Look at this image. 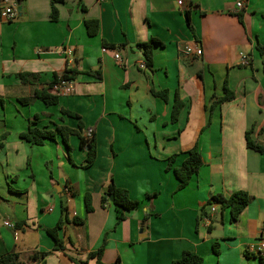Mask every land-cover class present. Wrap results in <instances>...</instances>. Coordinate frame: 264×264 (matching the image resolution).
<instances>
[{"label": "crops", "instance_id": "crops-1", "mask_svg": "<svg viewBox=\"0 0 264 264\" xmlns=\"http://www.w3.org/2000/svg\"><path fill=\"white\" fill-rule=\"evenodd\" d=\"M178 1L65 0L54 22L51 0H20L17 19H0V257L19 254L25 264H38L30 256L48 253L45 264H76L73 258L86 260L106 238L107 264H172L185 252L202 256L204 264H259L247 249L264 226V153L247 147L246 132L254 128L253 138L264 142V54L257 50L264 46V0ZM86 20L99 21L97 36L88 35ZM153 39L161 44L142 70L147 60L140 45ZM194 41L200 57L185 52ZM241 52L250 66L240 65ZM73 67V91L60 95L57 105L34 97ZM24 73L36 78L22 83L17 74ZM225 83L235 100L213 108ZM153 91H167V100ZM177 97L183 108L172 122ZM62 110L80 116L82 136L94 130L97 158L89 168L76 135L69 137L70 152L60 136L41 146L20 137L30 127L79 130L80 120ZM196 143L204 164L179 189L174 169ZM111 183L139 202L121 223L112 204L102 205ZM237 191L250 196L238 220L219 204L211 213L214 197ZM62 204L68 210L59 232L65 249L55 250L46 229L63 217ZM75 217L83 223L75 224Z\"/></svg>", "mask_w": 264, "mask_h": 264}, {"label": "trees", "instance_id": "trees-1", "mask_svg": "<svg viewBox=\"0 0 264 264\" xmlns=\"http://www.w3.org/2000/svg\"><path fill=\"white\" fill-rule=\"evenodd\" d=\"M64 2L65 0H51L52 21L56 22L58 20L59 11L57 5ZM242 17L243 15L239 14V19L241 21H243ZM85 26L87 28V33L89 36L95 37L99 34V29H100L99 21L86 20ZM156 44H161V43L153 39L148 43L140 45V47L144 51L147 60L146 64L149 66L152 64L153 47ZM105 47L122 48L124 46L105 44ZM257 50L261 54H264V46L257 45ZM86 74L91 75L96 79L99 80L101 79V74L98 71L97 72L89 71ZM77 75L78 72L74 67L67 68L64 71V73H62L61 75L55 74L54 81L44 90L36 91L34 97L36 99L41 100L43 103H45L48 106L57 105L59 103V96L55 95L52 92V88L54 87V85H56L59 82V80L73 82V80L76 78ZM17 77L21 80L22 83H30L34 78H36L34 74H29V73L17 74ZM153 94L156 97H160L164 100H167L168 98L167 91H162V92L153 91ZM233 100H235V93L231 91L227 83H225L224 96L219 99H216V101L213 104V108L222 105L223 103L231 102ZM30 101L31 98H24L21 100V102L25 105L29 104ZM182 108H183V103L177 97L172 111V122L178 121V117L180 115ZM62 114L80 120L79 130H74L66 126H60L55 131L40 129L37 127H30L27 131L23 132L20 137L23 140L31 143L32 145L41 146L44 145L46 141H55L57 137L60 136L62 137L65 145L67 146L70 152L71 147L68 141L69 137L71 135H76L80 140V148L85 150L87 153L86 163L84 165V168L91 167L95 163L97 158V144L94 135V130L91 129L93 133L90 138L86 136H82L81 131L85 128V125L82 123L80 116L67 110H62ZM253 132H254V128L246 132L247 147L256 152L264 153V142L262 143L260 142V140L254 139ZM261 138L264 139V126L259 131V139ZM187 154L188 156L186 160L183 162L182 166L180 168L174 169L175 176L180 182L179 189H183L187 187L191 182L192 178L199 173V170L204 164L203 155L199 149L198 143H196V145L190 151H188ZM177 157L178 155H174L168 159L167 161L168 163L166 167L167 170H170L172 168V164L175 162ZM111 194L114 196L113 202H111V200L108 198V196ZM108 203L112 204L115 207L117 211L118 223L125 221L127 218V213L136 209L139 206V202L132 200L127 190L118 188L113 183H111V185L108 188V191L102 197V205L104 206L105 204ZM213 203L219 204L222 208L229 209L232 220L236 221L238 220L240 214L244 211V209L249 205L250 196L245 191H237L233 193L229 198H226L223 195H218L213 198L212 202H209V205ZM85 205L87 212L91 213L94 211L92 204V195L90 193H87L85 195ZM62 212H63V217L59 220L58 224L54 228L46 229V232L54 241L55 250L65 249L64 242L59 236L60 230L64 227L65 223L68 221V210L64 206V204H62ZM73 221L75 224L83 223V220L77 217H75ZM106 244H107V240L105 238L102 247H100L98 250L94 252L89 253L87 255L86 260L73 258V261L76 264H89L91 260H94L95 264H107L103 261ZM217 246L218 243H214L213 250L216 255L219 254ZM47 255L48 253H40V254L35 253L30 256V260L40 264V260L42 259L43 260L42 264H45L44 259L47 257ZM0 264H25V263L23 260H21L19 254L9 253L0 257ZM112 264H119V260ZM172 264H204V259L202 256L196 253L185 252L180 259L174 260ZM259 264H264V258H259Z\"/></svg>", "mask_w": 264, "mask_h": 264}, {"label": "built area", "instance_id": "built-area-1", "mask_svg": "<svg viewBox=\"0 0 264 264\" xmlns=\"http://www.w3.org/2000/svg\"><path fill=\"white\" fill-rule=\"evenodd\" d=\"M19 4H20V0H0V6H1L0 19L5 22H10L17 19L19 17ZM182 4H183V0H179L178 5L181 6ZM236 7L238 9H242L243 8L242 1L237 2ZM73 52L74 51L72 49L65 50V53L68 57L73 56ZM185 52L187 53V55H190L192 57H200L202 55V50L198 45V43L195 41L186 44ZM239 56H240L241 66H250L251 60L246 53L241 52L239 53ZM114 57L118 62H121V56L119 52H115ZM139 68L142 70L146 69L147 68L146 62H141L139 64ZM72 91H73V83L65 80H59V82L56 85H54V87L52 88V92L59 97L60 95L69 94ZM92 133L93 131L89 129L86 133V137L90 138L92 136ZM216 211H217V204L213 203L211 206V213L213 214ZM203 219L205 223L209 225L211 223L212 216L211 215L204 216ZM4 225L12 229L14 228V224L10 220H6L4 222ZM247 251L252 256L264 258V226L261 229L258 241L254 244H251L248 247Z\"/></svg>", "mask_w": 264, "mask_h": 264}, {"label": "water", "instance_id": "water-1", "mask_svg": "<svg viewBox=\"0 0 264 264\" xmlns=\"http://www.w3.org/2000/svg\"><path fill=\"white\" fill-rule=\"evenodd\" d=\"M108 198L111 200V202H113L114 201V196L111 194V195H109L108 196Z\"/></svg>", "mask_w": 264, "mask_h": 264}]
</instances>
